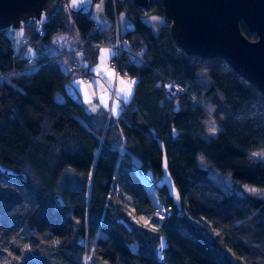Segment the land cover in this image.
<instances>
[{
    "label": "trees",
    "instance_id": "obj_1",
    "mask_svg": "<svg viewBox=\"0 0 264 264\" xmlns=\"http://www.w3.org/2000/svg\"><path fill=\"white\" fill-rule=\"evenodd\" d=\"M149 2L140 10L130 0H105L112 21L126 14L132 31L122 36L142 61L118 56L121 76L138 82L103 138L107 116L98 124L82 103H53L79 68L62 71L43 46L69 31L93 64L95 47L114 42V27L99 32L89 15L61 8L51 22L19 29L18 42L13 31H0V165L25 177L0 175V264H159L160 235L167 238L165 264H264V199L227 194L211 177L213 170L239 188H264V162L252 155L264 148V97L222 60L177 52L169 24L154 29L143 18L147 11L163 16L159 0ZM162 77L181 92L167 97ZM210 122L218 125L214 136ZM162 150L182 211L158 222L136 171L160 178ZM157 195L171 207L164 189Z\"/></svg>",
    "mask_w": 264,
    "mask_h": 264
},
{
    "label": "water",
    "instance_id": "obj_2",
    "mask_svg": "<svg viewBox=\"0 0 264 264\" xmlns=\"http://www.w3.org/2000/svg\"><path fill=\"white\" fill-rule=\"evenodd\" d=\"M95 0H0V31H14L24 27L43 26L52 16L65 6L67 11L78 18L90 15ZM135 8L144 10L150 0H130ZM161 10L168 25L171 44L176 51L188 57L214 60L220 59L237 73L246 83L264 97V0H159ZM240 25L248 30L254 40L248 39L240 30ZM125 30L132 26L126 24ZM81 104L79 94L70 83H65L62 92L55 91L53 103L65 102ZM174 111L179 110L174 103ZM161 148L163 144L161 143ZM160 179L155 181L157 189H164L170 199L172 212L182 211L181 194L168 170L166 153L162 150ZM150 182L153 176L148 170ZM0 175L7 179L24 180V175L0 165ZM58 207L64 206L60 196H54ZM159 264H165L164 251L167 238L159 236L155 248Z\"/></svg>",
    "mask_w": 264,
    "mask_h": 264
},
{
    "label": "rangeland",
    "instance_id": "obj_3",
    "mask_svg": "<svg viewBox=\"0 0 264 264\" xmlns=\"http://www.w3.org/2000/svg\"><path fill=\"white\" fill-rule=\"evenodd\" d=\"M116 2V0H114V3ZM105 0H95L93 3V8L92 11L90 13V18L92 19L93 23L95 26L99 27V32H103L108 30L109 28H111L113 26V21L105 14ZM63 8V7H61ZM116 15V21H117V25H119V30L120 32L123 34L125 32V28H126V24L128 23V19L126 14L124 13H118L115 14ZM152 17H157L156 20H153ZM145 20H148L150 22V24L152 25V27L154 29H157L158 27L162 26V25H166L167 21L165 20V18L163 16L157 15L155 13H152L151 11H147V15L143 17ZM15 40L18 42L20 41V30H16L13 32H10ZM64 35V36H62ZM63 37V38H62ZM64 38H66L67 40L64 41ZM21 39V38H20ZM51 40L44 44L43 48H45V50L48 49V51H51V55L59 57V63H60V67L62 69V71H66L69 72V55L70 52H64L62 49L63 47H65L66 49L68 48H72L73 49V57L74 59H76V61L79 64V69L75 70V72H73L70 76L72 81H75L76 85H74L76 87V90L81 93V96L83 98V107L85 106L86 109H90L91 110V105H89V102H86L85 100V92H84V88L86 87L84 84H82L80 82L79 83L76 81L77 80V75L81 74V66L83 65L85 59H83V50H82V45L81 42L79 41V39L77 38V36L74 33H71L69 31H62L61 33H57L54 34L52 36V38H50ZM15 41V45H17V42ZM69 50V49H68ZM63 51V52H61ZM63 54H66V56H64L63 58H61V56ZM68 55V56H67ZM115 73V71H114ZM110 88V89H109ZM109 97L110 100L113 102L114 100V93H112V89L114 88V82L109 84ZM133 88H131V95L133 93ZM113 94V96H112ZM101 96V94H99ZM130 95V96H131ZM106 101V97L105 96H101V98H99V106H108L111 104V101ZM115 101L118 103L120 100L116 97ZM130 100H127V102H129ZM124 102V103H127ZM92 104H94V102H92ZM96 106V105H94ZM93 112H97V111H93ZM215 124L213 122H210L206 125V128L209 132V135L214 136L216 134V130L214 128ZM214 129V130H213ZM122 145H124L122 143ZM253 157L256 158L259 161L264 162V148H261L260 150H257L255 152H253ZM135 168L137 169L136 164ZM137 173L140 174V179L143 183V185L146 186V190L148 195L151 196V200L154 206L157 207L156 212H155V217L158 218V222H162L165 218V213L166 211L169 209V207H164L161 205L160 199H159V195H157V187L155 184V181L150 182L147 177L146 174L143 172H140L139 170L136 171ZM211 177L212 180L214 182V184L216 185V187H218L219 189H221L223 192L227 193V194H231V193H235L238 195H242V194H249V195H253L256 196L258 198L264 199V188H258L256 186H248V185H242L241 188H239L231 179V177L228 174H222V173H218L216 171H211ZM153 180H155V177L153 178ZM250 189H255V191H250ZM119 200V199H118ZM127 202L129 204V200L127 199ZM127 202L124 200V205H122L123 207H125V205H127ZM85 239V238H84ZM85 241V240H84ZM86 241L83 243L85 245ZM88 242H87V246H88Z\"/></svg>",
    "mask_w": 264,
    "mask_h": 264
},
{
    "label": "crops",
    "instance_id": "obj_4",
    "mask_svg": "<svg viewBox=\"0 0 264 264\" xmlns=\"http://www.w3.org/2000/svg\"><path fill=\"white\" fill-rule=\"evenodd\" d=\"M103 32H105V31H103ZM20 35H22V34H20ZM62 36H64V35H62ZM65 40H67V39L64 38V41ZM68 49L63 47L62 50L65 53L66 52L72 53L71 60H76L73 57V49L72 48H68ZM102 50H107L106 54H103ZM47 51H48V49H47ZM63 51H61V52H63ZM48 52L50 55L52 54L50 50ZM96 54H97L96 55L97 59L93 64H92V61H90L88 58H85V56L83 54V59H85V61L83 62L84 63L83 65H80L82 71H81V74L77 75L76 81L79 83V85L81 82L82 84H84L86 86L84 88V92H85L84 96H85L86 102H89L88 104L91 105V110L86 109L84 106L83 108H84L85 113L88 114V116L90 118L96 120L97 123L99 124V122H102L104 117H106L109 114H110L112 119H116L117 117H119L120 113H121L120 110H121L122 106L129 104L130 101L127 103H124L125 102L124 97H125V94L127 92V86H128L126 79H124L123 76H121V75H118V76L115 75L114 69L109 64L110 59H111L112 54H113L112 50L110 48L106 47V48L99 50ZM78 66H79V64H78ZM86 72H89V77H90L91 83H87V82L85 83L82 80L83 77H81V75L83 73H86ZM121 81H123L124 83H121ZM113 82H114V88L112 89V93H114V100L112 102L110 100V97H109L110 94H109L108 88H109V84H111ZM71 83L73 85H76L75 81H72ZM121 89H124L125 91L121 92L120 91ZM75 90H76V87H75ZM133 92H134V90H133ZM78 94H79L81 102L84 104L81 93L78 92ZM99 94H101V96H105L107 102L110 100L111 104L106 106V107L101 106V105L99 106L98 102H99V98H101V96ZM112 96H113V94H112ZM116 97L120 100L118 103L115 101ZM131 97H132V95L128 96L127 100H130ZM92 102H94V104H92ZM94 105H96V106H94ZM114 105H117L115 113L113 112V106ZM93 111H97V112H93ZM81 120L84 122L83 118H81ZM214 128L216 130L215 132H217L218 125L215 124Z\"/></svg>",
    "mask_w": 264,
    "mask_h": 264
},
{
    "label": "built area",
    "instance_id": "obj_5",
    "mask_svg": "<svg viewBox=\"0 0 264 264\" xmlns=\"http://www.w3.org/2000/svg\"><path fill=\"white\" fill-rule=\"evenodd\" d=\"M111 4L114 3V0H110ZM97 27V26H96ZM113 36L115 37L114 39V43L111 45V46H107L109 48H111L112 52H113V56L111 57V61H110V65L112 68L115 69V73L116 75L120 74V71L119 69L116 67V61H117V58L120 54L122 53H125L126 55H129L130 57H132V59H134L135 61L137 62H140L142 61L140 56H135L133 55L129 50H128V46H127V43L126 41L122 38V36H120V33H119V30H118V26L116 25L115 26V30H114V33H113ZM28 62V65L30 68L32 67H35L37 66L38 64L34 61V59H28L27 60ZM75 65V64H74ZM74 66L70 67V68H73ZM82 80L84 82H87V83H90L91 80L88 76L82 78ZM134 81V83H132ZM128 83H131V86H134L136 84V79L134 78H129L128 79ZM162 84H163V87L165 89V92H166V96L169 97V98H172V96L174 97L176 94L180 93L181 92V89L180 87H178L176 85V83L172 80H169L165 77H162ZM111 124L110 122H108V120L106 121V123L104 124L103 128H102V133L104 136L105 132L110 128ZM85 239H80L79 240V243L81 245H83V243L85 242L84 241Z\"/></svg>",
    "mask_w": 264,
    "mask_h": 264
},
{
    "label": "snow or ice",
    "instance_id": "obj_6",
    "mask_svg": "<svg viewBox=\"0 0 264 264\" xmlns=\"http://www.w3.org/2000/svg\"><path fill=\"white\" fill-rule=\"evenodd\" d=\"M152 19H153V20H156L157 17H152ZM106 52H107V50H102V53H103V54H106ZM121 83H124V82L121 81ZM132 83H134V81H133ZM120 91H121V92H124L125 90H124V89H121ZM130 95H131V83H129L128 86H127V92H126L125 97H124L125 102H127V97L130 96ZM116 108H117V105H114V106H113V112H114V113L116 112ZM213 130H214V129H213ZM250 191H253V192H254L255 189H250ZM154 230H155V229H154Z\"/></svg>",
    "mask_w": 264,
    "mask_h": 264
}]
</instances>
